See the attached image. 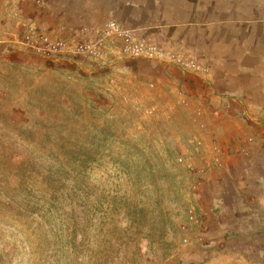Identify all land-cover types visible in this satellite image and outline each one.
Returning a JSON list of instances; mask_svg holds the SVG:
<instances>
[{
	"label": "crops",
	"instance_id": "1",
	"mask_svg": "<svg viewBox=\"0 0 264 264\" xmlns=\"http://www.w3.org/2000/svg\"><path fill=\"white\" fill-rule=\"evenodd\" d=\"M110 21L139 40L195 55L207 74L130 60L114 48L102 66L72 57L51 62L22 40L26 24L64 28V37L87 41ZM0 77L5 97L49 86L85 93L99 112L103 102L112 113L123 100L142 102L166 135L202 141L188 160L199 174L191 176L199 182L191 202L201 224L182 264H264V0H0ZM184 99L193 101L190 110ZM201 107L204 132L194 124ZM218 151L220 170L212 167Z\"/></svg>",
	"mask_w": 264,
	"mask_h": 264
},
{
	"label": "rangeland",
	"instance_id": "2",
	"mask_svg": "<svg viewBox=\"0 0 264 264\" xmlns=\"http://www.w3.org/2000/svg\"><path fill=\"white\" fill-rule=\"evenodd\" d=\"M5 93L0 264L183 263L195 184L178 159L198 153L196 139L166 135L142 102L112 113L77 89Z\"/></svg>",
	"mask_w": 264,
	"mask_h": 264
},
{
	"label": "built area",
	"instance_id": "3",
	"mask_svg": "<svg viewBox=\"0 0 264 264\" xmlns=\"http://www.w3.org/2000/svg\"><path fill=\"white\" fill-rule=\"evenodd\" d=\"M37 4L44 5L42 1H37ZM64 32V28L53 32L43 26L28 24L24 29L22 40L26 49L32 55L51 62H58L72 57L82 58L94 65H101L110 59L113 45L119 44V53L127 59L154 62L186 74H207V69L199 65L198 58L195 55L172 53L156 43L139 40L131 31L122 28L115 21L108 22L100 35L92 40L69 39L64 37ZM181 105L188 110L193 106V101L184 99ZM204 117L205 109L202 107L197 108L195 110L196 126L202 132L207 130ZM252 141L249 140L250 143ZM194 147L196 151H199L203 147V142L196 139ZM188 160L181 157L178 159V163L186 164L191 176H199L196 167L193 164H188ZM212 167L215 169L224 167V157L219 151L214 157ZM194 184L193 190H197L199 182L196 181ZM185 216L186 222L181 230L184 234L183 244L187 246L192 242L191 231L200 226L201 220L198 209L194 205L188 208ZM195 240L200 244L204 242L201 235H198Z\"/></svg>",
	"mask_w": 264,
	"mask_h": 264
}]
</instances>
